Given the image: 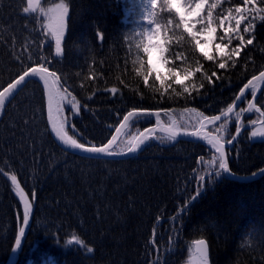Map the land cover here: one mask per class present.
<instances>
[{"label": "trees", "instance_id": "16d2710c", "mask_svg": "<svg viewBox=\"0 0 264 264\" xmlns=\"http://www.w3.org/2000/svg\"><path fill=\"white\" fill-rule=\"evenodd\" d=\"M251 1L263 20H252V33L242 36L245 44L231 60L227 55L241 41L231 39L228 45L223 40L229 52L226 68L220 69V56L213 54L209 61L202 55L191 39L194 33L173 7L169 10L167 0H158L155 7L149 0H40L36 11L28 13L23 12L27 0H0V91L32 68L55 72L59 94L66 97L64 116L75 125L69 134L80 143L107 144L123 117L141 109H174L162 118L172 115L181 129L195 130L197 113L185 109L221 115L243 86L264 71V0ZM248 3L215 0L207 12L217 20ZM60 4L68 7V15L63 50L57 54L44 13ZM145 23L162 32L163 77L169 69H201L186 81L196 86L192 98L173 79L165 80L171 85L166 93L161 88L144 52ZM215 26L221 42L224 35L218 22ZM251 100L249 93L244 111L209 131L227 142L236 135L237 113L241 128L253 125V119L259 123L258 112H246ZM68 101L78 111L70 112ZM257 107L264 113V90ZM144 124L152 119H135L118 145L123 147ZM253 131H264V123L242 132L228 149L234 174L264 168V138L253 137ZM157 141L129 159L70 154L50 133L41 85L28 82L0 118V264L12 257V264H185L200 240L208 243L211 264H264V177L251 183L218 179L209 175L217 170L210 167L215 155L203 146L181 141L167 148L161 136ZM18 189L32 205L28 225L23 224Z\"/></svg>", "mask_w": 264, "mask_h": 264}, {"label": "snow or ice", "instance_id": "6c2138e0", "mask_svg": "<svg viewBox=\"0 0 264 264\" xmlns=\"http://www.w3.org/2000/svg\"><path fill=\"white\" fill-rule=\"evenodd\" d=\"M39 0H27V6L23 8L24 13H28L31 11H36V7L34 5H38ZM249 0H245V3H248ZM157 3V0H152L153 6H155ZM167 3L169 5V10H172L174 0H167ZM207 3V0H197L194 9L192 7H186V13L192 14L194 11L196 13H199L203 6ZM183 6V5H182ZM51 12V15L48 16L49 20V29L52 33V36L54 37L55 41V52L57 54L61 51V43L65 36V21L66 17L68 15V7L64 4L57 5L54 9L49 10ZM237 13H241L243 10L241 8L236 9ZM47 15V14H46ZM211 13H208L209 16V22L208 24L204 25V28L202 29L205 38L203 41L199 38V33H194L191 36L192 41L195 42V45L197 48L201 50L202 55L209 61L214 59L213 55H210L209 53L213 50L215 52L219 53V56L221 58V62L219 63L220 69H225L227 65V60H225V56L227 54L228 45L231 44V37L228 36V33L233 32L232 27H228L224 31V36H222L221 42H216V31L217 29L215 27H211ZM245 19L244 15H240L239 18L235 21V30L237 32L236 38L241 41L240 45L237 46L232 50V53L230 55H227V59L231 60L232 56H239V52L241 48L244 46L245 41L243 37L239 34V28L241 21ZM181 22L184 23L183 17H181ZM185 28L189 27H195V25H189L185 23ZM248 29L246 28L245 31ZM227 37L228 39V45L223 43V40ZM247 44L251 45L253 43V39L249 38L246 41ZM151 47H157V45H151ZM144 52L148 53L149 48L145 47ZM164 63H167V61H164ZM233 66H235L233 64ZM200 68L197 67L195 69V72H193L190 69H184L183 72L169 69L168 75L166 77H162L159 72L156 73V79L160 80L161 82V88H163V91L166 93L168 91V88L171 87V85H165L166 79H173L174 83L176 85H179L183 89V93H187L189 98H192V90L195 89V85L189 86V84L186 83V81H190L192 77L195 75L196 72H200ZM155 71V69H153ZM47 76L55 77V72H49L48 68L41 67L39 70L36 68L31 69V73L28 71H25L22 75L19 76L18 79L15 80V82L9 83L6 88H4L3 91H0V111H3L5 108V102L9 100V97L11 96L14 98V93L18 94L19 91L22 90V88L18 89V86L22 85V82H25V78L31 75L32 77H39L41 81H43L44 88L48 90V98H47V120L51 124L50 131L55 134V138H57L60 142H62L63 145L67 146V148L72 150H78L80 154H87L85 158L93 159V158H100L102 156L107 157H114V156H126L128 154H135L137 153L138 149L140 148V145L144 144L145 141L152 138V135L154 133V129L148 128L145 130L147 135L145 133H141L139 137L133 136L131 139L127 141L121 147L117 144L118 137L120 135L121 129H124L126 125H128L130 118L136 117L139 118L141 116L145 117H155V123L156 127L159 128L162 132H165L167 134L166 139L170 141H175L176 137L178 135H181V131L179 126L176 124V122L173 120L171 123L165 127L162 125L161 121V112L163 111L165 115H169L170 111H174V109H163V110H157V111H150L147 109H141V110H133L129 111L127 115L123 117L124 123H121L119 128L115 129L116 135H113L111 139L108 141L107 144L103 146H96L94 144H88V143H80L76 138H74V135L69 134V128H71L73 131L75 130V125L70 124L69 120L64 116V108L62 107V103L64 101V97L60 96L58 90H54L52 88V84L57 83V81L54 79L51 84L49 80L47 79ZM212 75H216L215 72L212 73ZM147 75L145 76V83H147ZM209 81H211V77H206ZM254 80H264V73H261L259 77H254ZM203 87V85H201ZM251 87V99L255 100L257 97V88L256 84L253 80L248 81L247 84L243 86V88L240 90L238 96L236 97L237 100H239L241 97H245L244 89H247ZM117 89L112 88L111 92L115 93ZM198 91V90H197ZM246 98V97H245ZM55 101V111L53 108V104ZM68 104L70 105L69 111L72 110L78 111V107L76 104H73L72 101H68ZM236 107L235 104L227 108V111L224 113V116L227 117L229 114H231ZM254 105L252 103H248L247 108L250 111L253 109ZM189 112L197 113L198 120L197 125L199 128L203 129L205 127V122L208 124H216L217 121L221 120L220 115H211L206 116L202 112H197L195 108L191 109H185ZM240 111H244V108L241 107ZM257 112H260V109H256ZM261 115H264V113H261ZM237 124L235 133L236 136L240 135L241 127L239 126L240 123V117L239 113H237L236 116ZM252 123L255 124V119L252 120ZM264 123V122H262ZM223 127V125H221ZM219 131V129H217ZM183 135H190V136H197L196 131L187 132L185 131ZM253 137H262L264 138V131H253L251 133ZM201 139H206L208 144L211 145L213 149H215V152L217 155L212 157L211 160V166H215L217 170L214 173H209V175H214L216 178H223L228 180H238V181H244L247 180V177H238L235 174L232 173L230 167H229V160L226 153L225 143L223 142V136L216 137V136H209L208 134H203L201 136ZM235 139V136L232 137L227 141L228 144H231L232 141ZM203 159V157L201 158ZM255 175V174H254ZM205 177L203 175L200 176V180L204 181ZM12 183L16 182V176L11 177ZM197 195H199V191L197 192ZM21 199L24 201V210H23V224L28 225L29 224V215L31 212V205L28 203L27 199L24 198V196L21 194ZM25 235V229L21 227L19 229V236L23 237ZM15 245L19 247L21 245V240L19 238L15 239ZM197 255L200 261V264H209L208 261V252H207V246L203 240H200L198 242L197 246Z\"/></svg>", "mask_w": 264, "mask_h": 264}, {"label": "rangeland", "instance_id": "374dc122", "mask_svg": "<svg viewBox=\"0 0 264 264\" xmlns=\"http://www.w3.org/2000/svg\"><path fill=\"white\" fill-rule=\"evenodd\" d=\"M40 1V0H39ZM150 4H152V0H149ZM209 0H207L208 3ZM214 1V0H212ZM223 0H217L218 3H221ZM197 0H174V4L173 7L175 9V11L178 13V15L181 17H183V21H184V25L185 23L189 24V25H195V27H189L187 28L189 31H200L199 34V38L203 41V39L205 38V35L202 31V29L204 28V25L208 24L209 20L206 21L205 18V8L207 3L203 6L202 10L199 13H196L195 11L192 14H187L186 13V7H192L194 9L195 4H196ZM39 3V2H38ZM183 5V6H182ZM251 6H255L254 2H250L248 4H246L244 7H241V9L243 10L241 13H237V11L235 12H226L228 13V15L224 18H220L221 19V34L224 35V31L226 28L228 27H232L234 30L231 33H228V36H230L232 39H237V32L235 30V21L237 18H239L240 15H244L245 19L241 21L240 24V28H239V34H240V30H242V26L249 22L251 19L255 20H262V15H261V11L258 10V8L255 6L254 8V13L252 18H250L251 15ZM56 7V6H55ZM55 7H51L48 8L46 10V13H44L45 15L47 14V27H46V32L49 34V36L54 40V37L52 36V33L49 29V20H48V16L51 15V12L49 11L50 9H54ZM42 14L43 12L40 11ZM259 14V15H258ZM67 24V22H66ZM212 27V25H210ZM248 29V28H247ZM253 27L249 28V32L247 33H251ZM147 41H148V48H149V57H150V64L152 69H155V73L159 72L160 75L162 76L163 73V61H162V56H163V51H164V46L162 43V39L160 37V33L157 31L156 28L150 26L147 24ZM227 39V37H225ZM228 40V39H227ZM55 43V41H54ZM151 45H157V47H151ZM63 50V43H61V51ZM60 51V52H61ZM213 50L209 53L210 55L212 54ZM62 97L66 98L65 95L61 94ZM62 104H66V101L64 99ZM21 194L24 196V198L27 199L28 203L31 205L30 200L27 196V194L22 190V189H18L17 190V195L18 198L20 200L21 205H24V201L21 199ZM32 205H31V212L29 215V222L32 218ZM13 263V257L9 260V262L7 264H12ZM185 264H200L198 255L193 253L191 254V256L189 257V259L187 260V262ZM209 264H211V262L209 261Z\"/></svg>", "mask_w": 264, "mask_h": 264}, {"label": "water", "instance_id": "95a60500", "mask_svg": "<svg viewBox=\"0 0 264 264\" xmlns=\"http://www.w3.org/2000/svg\"><path fill=\"white\" fill-rule=\"evenodd\" d=\"M37 70H39V69H37ZM49 72H50V71H49ZM29 73H31V70L29 71ZM263 73H264V72H263ZM45 75H46L47 79L49 80V82H50V84H51V82L53 81V77H51V76H47V74H45ZM260 75H261V74H260ZM260 75H259V76H260ZM259 76H257V77H259ZM31 80H36V81L41 85V87H42V89H43V92H44V95H45V99H46V108H47L48 90L44 88L43 81H41V80L39 79V77H32L31 75H29L28 77L25 78V82H22V85L18 86V89L23 88V87H24L29 81H31ZM253 81H254V83L256 84V88L258 89V90H257V97H256V99H255V100H252V102H251V103L254 105V107H255V105H256V100L258 99L259 95L261 94L262 90L264 89V80H254V79H253ZM60 87L62 88L61 84H60ZM52 88H53L54 90H57V87H56L55 84H52ZM250 89H251V87H249V88H247V89H244L245 94H246ZM15 95H16V94L14 93V96H15ZM11 99H12V97L10 96V97H9V100L5 102V107H6L7 104L10 102ZM242 99H243V97H241L239 100H236V101H235L234 104L236 105V107L234 108L233 112H232L231 114H229L227 117H225L224 114H223V115H220V116H221V120H220V121H217L216 124H219V123H221L222 121L226 120V119L229 118V117H230L235 111H237V109L239 108V105H240ZM54 102H55V101H54ZM54 107H55V105L53 104V108H54ZM54 111H55V108H54ZM153 118L155 119L154 116H153ZM130 120H131V118H130ZM47 122H48V120H47ZM129 122H130V121H129ZM123 123H124V121H123ZM128 124H129V123H128ZM48 125H49V130H50V129H51V124H50L49 122H48ZM162 125L165 126V127H167L166 125H164L163 122H162ZM210 125H212V124H208L207 122H205V127H204L203 129L199 128V129L196 131V132H197V136H195V137L190 136V135H183V134L181 133V135H178V136L176 137V139H178V140H185V141H192V142H196V143H205L207 146L211 147V145L208 144V142H207L206 139H201V136H202L203 134H205V133L208 134L209 136H216V135H212V134H210V133H208V132L206 131V128L209 127ZM127 127H128V125H126V127H125L124 129H121V131H120V135H119L118 140H117V143L119 142V140H120V139L122 138V136L124 135V133H125ZM247 129H248V128H243V129H241V132L244 131V130H247ZM155 132H160V133H161L162 131H161L159 128H157V129H155ZM241 132H240V133H241ZM50 133H51L53 139L55 140V142H56V143H57V144H58V145H59L64 151H66V152H68V153H70V154H74V155H78V156H82V157H85V156L87 155V154H80L78 150H72V149L67 148V146L63 145L62 142H60L57 138H55V134H54L53 132L50 131ZM142 133H145V135H147V133H146L145 131L142 132ZM162 133H165V132H162ZM165 134H166V133H165ZM114 135H116V132L114 133ZM216 137H217V136H216ZM238 137H239V136H236L235 139H234V141H233L231 144H233V143L238 139ZM148 141H149V139H148L147 141H145L144 144L140 145V148L138 149L137 153H135V154H128V155H126V156H114V157L102 156V157H100V158H96V159H128V158H130V157H132V156L138 154V153L142 150V148L147 144ZM231 144H225V148L227 149ZM211 148H212V147H211ZM212 149H213V148H212ZM213 151H215V149H213ZM236 176H237V175H236ZM238 177H241V176H238ZM244 177H247L248 179H247V180H244V181H238V180H235V181L240 182V183H251V182H253V181L259 180V179H261L262 177H264V169L261 170V171H259V172L256 173L255 175L253 174V175H250V176H244ZM205 244H206V243H205ZM197 246H198V243L196 244V249H197ZM206 246H207V244H206ZM196 252H197V251H196ZM207 252H208V247H207ZM208 257H209V255H208Z\"/></svg>", "mask_w": 264, "mask_h": 264}, {"label": "bare ground", "instance_id": "6f19581e", "mask_svg": "<svg viewBox=\"0 0 264 264\" xmlns=\"http://www.w3.org/2000/svg\"><path fill=\"white\" fill-rule=\"evenodd\" d=\"M45 103H46V99H45ZM54 105H55V102H54ZM55 108V107H54ZM0 114H1V111H0Z\"/></svg>", "mask_w": 264, "mask_h": 264}]
</instances>
